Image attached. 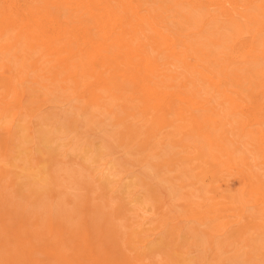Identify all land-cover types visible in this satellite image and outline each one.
<instances>
[{"label": "rangeland", "instance_id": "374dc122", "mask_svg": "<svg viewBox=\"0 0 264 264\" xmlns=\"http://www.w3.org/2000/svg\"><path fill=\"white\" fill-rule=\"evenodd\" d=\"M34 1L0 0V264H264V209L254 205L263 198L253 197L239 171L222 163L227 154L217 159L220 148L182 117L180 108L189 109L190 103L178 95L201 99L208 96L203 91H209L218 97L225 113L216 107L196 114L209 119L205 130L223 144L229 131L248 134L244 126L254 120L249 148L257 154L264 132V61L258 57L253 66L254 57L246 56L247 46L235 35L199 38L204 29L198 31L190 18L191 0H136L146 18L178 41L183 50L175 60L178 74L163 76L159 93L148 96L137 78L153 79L158 74L155 65L147 67L137 55L131 65L123 51H117L115 59L107 48L110 56L99 70L114 85V95L108 96L95 89L100 77L78 76L76 87L66 83L67 72H56L51 57L37 62L43 49L30 48L29 37L18 35L19 23L11 14L13 6L23 13ZM220 1L230 10L247 4ZM260 2L255 3L256 13ZM58 5L50 7L49 15L66 23L68 30L80 22L86 27L83 35L103 42L87 14L70 23L68 15L76 13ZM204 7L213 19L222 24L227 20L219 4ZM261 19L264 22V15ZM254 22L245 20L242 30L249 32L242 37L255 34L257 47L264 49V32L257 36L260 27ZM144 23L154 38L150 21ZM156 58L167 71L169 52L162 50ZM203 71L221 81L219 92L202 79ZM93 89L98 97H91ZM226 93L248 107L236 110L224 101ZM262 170L255 179L264 189Z\"/></svg>", "mask_w": 264, "mask_h": 264}, {"label": "bare ground", "instance_id": "6f19581e", "mask_svg": "<svg viewBox=\"0 0 264 264\" xmlns=\"http://www.w3.org/2000/svg\"><path fill=\"white\" fill-rule=\"evenodd\" d=\"M191 1H192L191 5H188V8H187V11L190 13V18H191V20L194 21V24H195L194 26L196 29H198V31H202L204 29L200 33L199 38H201V39L203 38L205 41L206 37L210 34H216V35H219L220 37H223V38L235 35L236 38H239L240 43H243L245 46H247L248 51L246 52V56H253L254 57L251 61V64L253 66L256 63L258 65V63H259V59H257L258 57H260L261 61H264V49H261L260 45L257 47L256 44L260 40H258V41L256 40L257 42H255V37H256L255 34H252L249 39L242 37V34H245V33L247 34L249 32L248 30H242L243 24H246L245 20H248V19H251V21H255L256 24H258V27H260L258 29L257 36H259L260 34H262V32H264V22L261 19V17L264 15V11H263L264 10V0H247L246 1L247 4H245V6H241L240 4H242V3L240 1V4L238 2L237 5L238 6L240 5L241 7L239 6L240 7L239 9H231V10L226 8V6L222 7L220 0L217 2H215L213 0H206V3H205L206 5H204V6H207V4L212 5V6H214V4H219L221 6L220 12L227 19V20H224L225 21L224 24H222L220 20H217L216 17L213 19V15L208 14L207 13L208 11L205 12L203 9L204 6L203 7L199 6V5H202L201 3L203 0H201V1L200 0H191ZM257 1H261L259 4V6L261 7V11H260L261 13L260 12L256 13L257 11H255L257 9V8H255L256 7L255 3ZM14 4L17 5L16 3H14ZM175 4H176V2H175ZM179 4L180 3H178V5ZM55 5L60 6L62 9H65V11H67V9H68L71 12L76 13V17H73L71 14L68 15L70 23H74L73 21L76 20L75 18H77V17H78V21L83 20L82 18H84V15L87 14L90 22H92L94 24L93 27L95 29V32H97L99 34V36L101 37L103 42L102 43H100V41L98 42L97 40L92 38V36L88 37V36L83 35V32H84L86 27L84 25H82L80 22H79V24H78V22H77V24H73L72 25L73 27L70 30H68L65 27V25H63L66 23H61V21H59L57 18H55L53 15H51V13L49 15L50 7L55 6ZM232 6H233V4H232ZM4 9H5V7H4ZM251 10H252V13L250 12ZM19 11H20L19 7H16V6H13V10L11 11L12 12L11 14H13L12 16L16 15L14 17H12V16L11 17L15 19V22L19 23L18 26L20 27V29H19L18 35L20 37H23V36L29 37V39L31 40L30 48L39 49L41 47L40 48L41 51L43 49V53L37 62H42V64H43L44 63L43 61H46L48 59L47 57H51L50 61H54L55 67L57 68L56 72H58V71L67 72V77L65 79L68 82H66V81H64V82L73 83V86L79 87V80L77 78L78 76L91 77V78H96V79H97V77H100L102 79L101 83L95 89H100L103 91L105 90L106 93L109 92L110 94L108 96H110L114 93L113 92L114 85L110 84L109 81H107L104 77H102V74L105 71L99 70L102 67H105V61L110 56V54H107L105 52V51H107L106 50L107 48L109 49L108 50L109 52L113 50V55L116 57V58L114 57L115 59L118 58V53L116 54V52L119 50H121V52L123 51L128 56L127 58H128V61L131 65L134 64V61L131 59V57L133 55H137L140 60H142L144 63H146L147 67L149 65H153V64L155 65V67L157 68L158 74L155 75L153 77V79L150 78V76H147L145 78V77L140 76V75H138L139 79L137 78L141 88L143 89V92L145 94H147L148 96H152L153 94L159 93L158 88L160 86L159 84H161L159 81H163L162 80L163 76H165L166 78H173V77H176L178 74V68H179L178 65L179 64L177 65L175 63V60H177L181 55H183V53H182L183 50L178 45V41L174 39L175 38L174 36H173L174 38H172L169 35L168 31L163 29L162 26H159L157 24V21H155L149 17L146 18L147 16H145L142 13V8L137 4L136 0H54V1L36 0V1L32 2V4L25 10V12L21 13V11H20V13H19ZM45 11L48 13V15L45 13ZM154 11H155V9H154ZM254 11H255V13H254ZM164 12H166V11H164ZM175 12H177V11H175ZM175 12L172 11V13H175ZM214 15H216V14H214ZM166 16H170V15H166ZM208 16H209V18H207ZM175 17H176V15H175ZM146 21H150L151 27H149V26L148 27L151 28L155 32L154 35L157 38H155V36H154V38H152L149 36L148 33H146L147 30L144 29L143 25H142ZM144 24H146V23H144ZM45 25L48 26L47 30L43 27ZM171 25H173L172 22H171ZM86 26H88V25H86ZM88 27H90V26H88ZM174 28H176V27L174 26ZM185 28H187V26ZM192 28H190V29H192ZM7 32L3 33V36L6 35ZM11 35H12V33L10 34V36ZM146 38L148 39V41H146ZM257 39H258V37H257ZM195 41H197V40H195ZM207 41H208V39H207ZM199 43L201 44L200 40H199ZM104 45H106V48H102ZM196 45H198V44H196ZM204 45H206V44H204ZM19 47L22 48L21 46H19ZM210 47H209V49H210ZM215 47L216 46H214V48ZM161 48H163V49H161ZM13 49L15 50V48H13ZM13 49H11V51H13ZM1 50H5V49H1ZM162 50H164V53H165V51H168L172 57V59L166 63V66L168 67V69H167V67H165V68L167 69V71H164V69H162L161 63L157 60L158 58L154 59V55H155V57H157V53H161ZM17 52H18V50H17ZM3 53L5 54V51ZM3 53H2V55H3ZM12 55L14 56V54H12ZM13 56H11V57H13ZM119 56H121V55H119ZM164 56H167V55H164ZM162 58L165 59L164 57H162ZM168 58L169 57L167 56V59ZM184 61H185V63H189V57L187 56V54L184 58ZM201 61H203V60H201ZM248 63H250V62H248ZM162 65H164V63ZM252 65H251V67H252ZM113 66H115V65H113ZM132 67H134V66H132ZM238 68H240V67H238ZM36 70H37V68H36ZM52 70L54 71V69H52ZM246 71H247V69H246ZM49 75H50V77H53V75L51 76V73ZM39 76H40V74H39ZM201 76H202V79H205L206 81L213 84L212 87H214L215 92H219L221 90V81L220 80H215L212 75L206 74L205 71L201 72ZM12 79L13 78L11 77V80ZM151 81H153V82H151ZM33 82H35V81H33ZM97 84H99V83H97ZM67 86L68 85L63 86L64 89H66ZM241 87H243V86L241 85ZM245 88H243V91ZM95 89H93V91L91 92V97H98L96 95V93H94ZM92 93H94V94H92ZM232 93L234 94V92H232ZM232 93H226L225 97L223 98L224 101L229 102L230 104L236 105L237 106V107H235L236 110L238 107H240V109L241 110L243 109V111H244L245 107H248V106L246 104H243L242 102H239L238 98L233 96ZM188 94L189 93H184V95H181L178 93V95L181 97L182 101L185 100V101H188L190 103L189 109L186 108V110H185L183 107L180 108V113L182 114V117L186 118L192 124L196 125L197 131L205 136V138L207 139V141L210 145H215V146H218L216 148H220L218 150L222 151L221 156H217L216 157L217 159L222 160V158L225 156V154H227V157H226L227 160L225 159V161H222V163L226 166V169H232V170L239 171V173L244 178L246 184L249 185V189H248L249 193L255 198H263V200L258 202L257 204H255L256 203V201H255L254 205H256L257 207H260V209H264V189H263L262 185L258 182L259 180H257L258 179L257 176L259 175L257 170L260 172L262 170L261 168H263V167H261V165L264 163V132H261L260 136L258 138V144H259L260 152H258L257 154H254L249 148V145L251 144V137L248 134H249V132L253 131L252 128H253L254 123H252V122L254 120H251L250 122H248L246 124V126H244V130L248 134H238V133H236V131H229V138L227 136L225 137V139L228 138L227 139L228 143L223 144L222 140L220 142V140L217 137H214L213 131H212L213 133H211V130L210 131L205 130V127H204L205 121H207L209 119L207 117H205L204 114H201L202 117H205L203 119L201 117L197 116V114H196L197 111H199V112H204L207 110L212 111V109L216 108V107L217 108L221 107V112L225 113V108H222L223 103L219 102L218 97L209 91L208 92L203 91V94L208 95V96L207 97L200 96L201 99L193 96L192 94H191V96ZM18 96H20L19 93H18ZM25 96H27V95H25ZM23 98H25V97L23 96ZM24 100H27V98ZM22 102H23V100H22ZM24 102H26V101H24ZM215 102H217V105H215ZM235 109L234 110L232 109V112H231L232 114H236ZM16 115H18V114H16ZM230 116H232V115H230ZM233 117H234V115H233ZM41 119H43V118H41ZM50 119H53V117ZM14 121H15V118H14ZM108 121H109V119H108ZM226 122H228V121H226ZM100 126H101V124H100ZM220 137L222 138V136H220ZM86 158H87V156H86ZM249 165H250V167H249V169H247V166H249ZM244 166H246V168ZM105 171L106 170H102V171H99V173L101 172L102 175H104ZM262 172H263V170H262ZM100 177H101V175H100ZM255 177L257 179H255ZM162 201H164V200L162 199ZM251 207H253V206H251ZM247 210L250 211L251 209L250 210L247 209ZM254 210H255V208H254ZM244 211H246V210H244ZM252 212H253V210H252ZM254 213H256V212H254ZM261 213H263V212H261ZM143 221H145V220H143ZM183 221H185V220L183 219ZM177 222H179V221H177ZM181 225H183V224H181ZM165 226H166V224H165ZM149 241H150V239H149ZM149 241H148V243H149ZM144 246H146V245H144Z\"/></svg>", "mask_w": 264, "mask_h": 264}]
</instances>
